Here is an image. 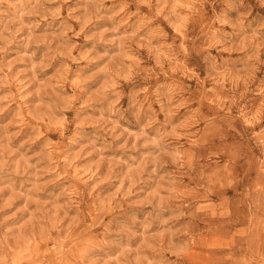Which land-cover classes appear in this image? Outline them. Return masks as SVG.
<instances>
[{
	"label": "clouds",
	"instance_id": "obj_1",
	"mask_svg": "<svg viewBox=\"0 0 264 264\" xmlns=\"http://www.w3.org/2000/svg\"><path fill=\"white\" fill-rule=\"evenodd\" d=\"M0 264H264V0H0Z\"/></svg>",
	"mask_w": 264,
	"mask_h": 264
}]
</instances>
